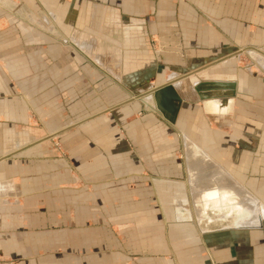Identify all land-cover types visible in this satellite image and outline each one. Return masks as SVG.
I'll use <instances>...</instances> for the list:
<instances>
[{"label":"rangeland","instance_id":"374dc122","mask_svg":"<svg viewBox=\"0 0 264 264\" xmlns=\"http://www.w3.org/2000/svg\"><path fill=\"white\" fill-rule=\"evenodd\" d=\"M25 2L4 0L0 3L7 6ZM27 2L35 3V0ZM43 2L46 10L54 3L61 6L66 4L61 18L69 19L71 11L74 21L83 22L89 18L86 7L92 2L98 8L93 11L92 17L94 34L109 35V38L120 40L124 36L115 28V20L110 22L112 26H106L103 22L105 12L100 7L106 8L110 4L118 8L119 20H127L132 16L131 4L135 2L139 4L140 12L147 13L149 5L153 3H180V0ZM75 5L78 6L76 11ZM45 16L51 19L52 14L46 11ZM72 25L67 23L60 27V38L53 37L52 26H43L46 35L43 44L45 87L30 92L31 100L14 102L9 113L14 121H19L29 109L33 112V118L27 119L25 125L20 120L15 127L12 124L10 127V122L4 121L9 118H0V159L13 153L2 161L6 164V171L2 170L0 183L8 182V185H0V188L12 193L8 201L12 203L14 213L8 218V224L13 239H21L22 244L28 247L20 252V258L28 260L30 257L49 256L60 259V264H196L193 262L198 252L196 246L206 242V239L201 234L187 235L182 232L187 230L188 222L195 226L191 218L194 210L190 186L194 171L188 169L187 163L191 162V157L201 158L203 163L212 164L215 161L218 166L209 167L214 170L200 172H225L244 190V180H240L260 174V171L246 169L245 154L246 148L250 146V136L253 135L257 140L264 136V122L261 120H264V97L258 95L257 98L247 99V112L251 114L249 118H240L236 113V118L232 114L213 118L204 115L207 113L201 111L202 105H197L200 98L197 94L193 95L191 90L202 76L185 72L172 77L179 78L172 79L175 87L183 89L189 97L186 98V107L181 106L176 124L170 125L164 118L167 125L161 118H136V115L117 118L123 108H127L128 114H136L139 110L147 115L153 111L159 113L151 97H137L145 93H139L138 83L149 78L162 83L166 80L165 73L171 70L165 65L155 68L148 52L134 55L132 49L125 47L126 54L121 61L123 81L128 90L116 91L115 86H110L98 92L84 85L69 87L64 82L68 79L66 74L69 68L75 65L74 59L77 68L91 64L88 60L79 59L80 56L76 59L75 46L66 37ZM79 33L80 40L86 39L90 43L96 41L93 51L99 55H109V64L116 62L111 57L116 58L117 51L121 50L117 45L99 36L89 38ZM82 45L85 44H80L79 48L85 50L86 47ZM91 61L93 66L100 64L110 71L104 62L99 63L95 59ZM248 63L256 66L253 69L256 74L249 77L264 83L259 60L248 58ZM243 66L244 61L238 68L242 69ZM58 74L61 77L58 78ZM192 74L193 77L190 76ZM237 77L243 79L245 71L238 73ZM215 78L224 79L225 76L216 74ZM180 79H186V82H180ZM80 80L85 82L83 75ZM136 98L144 101L140 107ZM32 100L34 105L28 103ZM130 100L131 106L125 104L117 107ZM235 101L246 103L244 97H238ZM187 104L190 105L187 107ZM236 110L237 107L234 112ZM102 112L104 114L96 117ZM183 115L187 117L183 118ZM108 134L114 137L113 144L106 143L100 147L91 144L90 136L98 137L101 143H105L103 140L107 139ZM94 150L100 153H93ZM180 212L186 215L189 213V218L188 215L181 218ZM207 213L210 214V210ZM226 223L222 222L224 225ZM219 225V221H206L201 227L216 230ZM21 229L28 232L48 230L52 233L48 240L54 242V245L44 249L34 247L31 240L26 241L27 236L18 235ZM166 243L173 245L166 247ZM150 244L156 245L155 253L148 251ZM130 245L135 249L128 250ZM169 253L172 256H168ZM17 260L15 255L9 256L2 258L0 264H14Z\"/></svg>","mask_w":264,"mask_h":264},{"label":"crops","instance_id":"0c3cea01","mask_svg":"<svg viewBox=\"0 0 264 264\" xmlns=\"http://www.w3.org/2000/svg\"><path fill=\"white\" fill-rule=\"evenodd\" d=\"M2 1L4 0H0V2ZM43 1L35 0V3H30L26 0L25 3H12L7 6L0 3V108H2L0 118H9L8 121H4L6 123L10 122V127L11 124L13 127H15V124L18 126L20 120L25 125L27 119L33 118V112L27 109V112L23 113L19 121H14V117L9 115L10 108L14 106V102L31 100L32 93L30 92L41 90L45 87L46 70L44 67L43 44L46 41L44 38L46 35L43 26H52L53 37L60 38V27L67 23L73 24L66 37L69 43L75 46L73 47L75 48L76 59L82 58L91 63H89L90 67L85 65L77 68L75 66L77 62L74 59L75 65L69 68L66 74L68 79L64 82L69 87L71 85L75 87L84 85L98 92L104 91L110 86H115L116 91L119 89L122 91L128 90L123 81V61L121 60L126 54L124 48L129 47L134 55H142L143 52H148L149 57L154 61L155 68L165 65L171 70L169 73H165L166 80L162 83L154 82L155 79L153 78L140 81L137 88L139 93L148 92L150 89L166 82H172L175 87L172 79L179 78H172L173 75L177 76L185 72L198 74L202 72L198 75L202 77L193 85L191 90L193 95L197 94L200 98L197 105L198 107L200 104L202 105L201 111L207 113L204 115L222 118L232 114V117L236 118V113L240 118H249L251 114L247 112V99H250V97L257 98L258 95V97H264V83L262 81L261 83L254 81L249 77H253L256 74L253 72L256 66L248 63V58L259 60L258 66L264 73V60L262 59V57L264 58L263 0L255 2L254 0H180V3H153L149 5L147 13L140 12L139 4L135 2V4H131L133 6L132 16L127 18V20L123 18H121L123 20H119L118 8H114L110 4L106 8L100 7L105 12V20L103 22H105L106 26H112L110 22L115 20L116 27L114 24L113 26L117 28V31L119 29L120 34L124 36L120 40L109 38V35L94 34L92 27H95V24L92 17L93 11L98 9L96 4L89 2L86 7V11L89 12V18L83 22L74 21L71 11L69 19L61 18L62 11L66 10V4L61 6L59 3H54L46 10ZM74 8L75 11L78 10L77 5ZM46 11L52 14L51 19L46 18ZM79 32L85 37L92 38L95 35L117 45L121 50L117 51L116 58L111 57L116 62L109 64V55H99L97 51H93L94 42L96 41L93 40L94 42L90 43L86 39L80 40ZM80 44H85L86 46L82 45V47H86V49H80ZM91 59H95L99 63L104 62L103 64L109 66L117 75H114L113 71L110 72L100 64H98L99 66H93ZM242 61H244V66L241 69L238 67ZM243 70L245 71V77L240 79L237 76L238 73L244 72ZM53 74L57 78V74L55 72ZM216 74H223L225 78H215ZM234 74H236V77ZM81 75H83L85 82H81ZM59 77H61L60 74H58ZM186 79H182L180 82H186ZM34 86L36 87L34 88ZM212 86L216 90L210 93L209 89ZM195 88H198V90L196 91ZM110 89L113 88L111 87ZM175 89L183 99L182 106L186 107V98L188 99L189 97L184 94L185 91L183 89L177 87ZM207 95H214L213 101L206 99L205 96ZM238 97H244L246 103L235 101ZM131 101L117 105V107L125 104L131 106ZM137 102L139 107L141 103H144L143 100L139 99ZM28 103L31 105L33 100ZM206 103H210L212 109L207 110ZM261 104H263L262 100ZM189 105L187 104V107ZM115 107H112V109ZM235 107H237V110L234 112ZM126 109H121V114H115L117 118H129L134 115H136L134 116L136 118H163L162 114L156 111L149 115L141 110L137 111L136 114H128ZM242 109H244L245 116L242 114ZM34 113L37 116V112L34 111ZM102 114L104 112L96 117ZM107 116L111 115L108 114ZM179 116L178 114L177 118ZM184 117L187 116L183 115ZM261 120L264 122L263 118ZM162 121L165 124L168 122L163 119ZM107 136V139L103 140L105 143H101L102 141H99L98 137L97 139L90 136L91 144L97 147L106 143L113 144L115 142L114 137L110 136V134ZM250 139V146L246 148L245 167L247 170L250 168L251 170L260 171V174L258 176L250 175L248 178L240 180L241 182L244 180V190L233 178L232 182H235L238 188L241 189L240 191L244 193L243 198L238 200L241 201V204L244 203L245 206L249 205V209L251 208L252 210L247 211L244 208L245 206H243L244 214H241L242 208L238 207L235 202H232V205L223 202L222 207H216L214 200L207 198V194L202 197V208L196 210L195 198L199 196L195 195L194 188H199V186L193 185L194 183L191 181L192 207L194 210L191 218L194 220L195 226L188 222L187 230L182 232L187 235L201 234L206 239V242L196 246L198 252L196 259L193 261L196 264H264V136H260L257 140L252 135ZM253 142L256 143L254 144ZM99 150L101 151V149ZM100 151L94 150L93 153H100ZM12 154L6 155L5 159ZM93 160L92 154L91 162ZM187 164L191 166V168L188 166V169L192 171L196 169L199 171L214 170L209 167L216 168V165L218 166L215 161L212 164L197 163L195 166L190 164V162ZM4 167H6V164L0 162L1 176H3L2 170L6 171ZM218 179L220 178L218 177ZM0 185L5 187L8 182L0 183ZM11 194L10 191L0 188V260L9 258V256L14 257V255L17 260V258L21 257L20 252L28 248L22 244L21 239L18 241L13 239V234L8 224V218H11L14 213L12 203L8 201ZM17 209H19L18 206ZM207 210H210V214L207 213ZM180 215L181 218H184L186 214L180 212ZM187 215L189 218V213ZM206 221L207 223L219 221L220 225L216 230L201 227V224H205ZM222 222L227 223L224 225ZM19 234L27 236L26 241L31 240L34 247L39 246L44 249V247L54 245V242L48 240V237L52 235L48 230L28 232L21 229ZM164 245L171 247L173 244L167 245L166 243ZM110 247L113 248L112 246ZM155 247V244L152 246L150 244L148 251L155 253ZM191 247L193 248V246ZM105 249H109V247ZM134 249V246L131 245L128 248V250ZM169 254L167 255L172 256V254ZM21 258L14 264H60V259L49 258V256L30 257L28 260Z\"/></svg>","mask_w":264,"mask_h":264},{"label":"bare ground","instance_id":"6f19581e","mask_svg":"<svg viewBox=\"0 0 264 264\" xmlns=\"http://www.w3.org/2000/svg\"><path fill=\"white\" fill-rule=\"evenodd\" d=\"M262 59L264 60L263 57H262ZM263 67H264V65H263ZM109 69L111 72L112 71L111 68H109ZM190 76L193 77V75H190ZM211 104L208 103L207 110L212 109ZM190 161H191L190 164H193L194 166H195V164H197L199 162L203 163V159H201V158L192 159V157H191ZM197 171H199V170L196 169V172ZM196 172L194 170V173L191 176L192 182L194 183L193 185L199 186V188L198 187L194 188L195 195L199 196L198 198H195L196 210L197 209L199 210L200 208H202V203H203L202 197L205 194H207L206 195L207 198L214 200V203H216L215 204L216 207H222L223 202H227L230 205H232V202H235L238 207L242 208V211L239 210L240 213L244 214L243 206H245V205H244V203L241 204V201L238 200L239 198H243L244 193L240 191L241 189L238 188V185L235 182H232V178L230 176H228L225 172L222 173L221 171H217V172L213 171L212 173H206V172L202 173L200 171L198 173H196ZM217 176L220 179H218ZM205 206H207V205L205 204ZM248 206L249 205L245 206L244 208H246L247 211L252 210L251 208L249 209Z\"/></svg>","mask_w":264,"mask_h":264},{"label":"water","instance_id":"95a60500","mask_svg":"<svg viewBox=\"0 0 264 264\" xmlns=\"http://www.w3.org/2000/svg\"><path fill=\"white\" fill-rule=\"evenodd\" d=\"M216 85H219V84H216ZM195 90L197 91L198 88H195ZM215 90L216 89L214 88V86H212L211 89H209L210 93H212ZM144 96H149L152 98L154 107L160 114H162L165 120H167L171 124H176L177 117H178V114L180 113L181 106L183 103V99L180 97V95L176 91L172 82H166L164 84L156 86L150 89L148 92H145L141 96L139 95L138 97H142V99H144ZM214 97H215L214 95L205 96L206 99H209V98L211 99ZM138 99L140 100V98ZM201 99H202V96H201ZM4 159L5 157L3 159H0V162H2Z\"/></svg>","mask_w":264,"mask_h":264}]
</instances>
